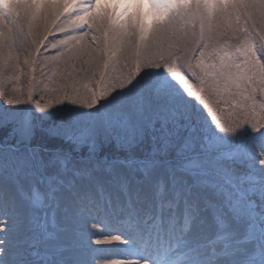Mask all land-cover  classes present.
Wrapping results in <instances>:
<instances>
[{"label":"snow or ice","instance_id":"snow-or-ice-1","mask_svg":"<svg viewBox=\"0 0 264 264\" xmlns=\"http://www.w3.org/2000/svg\"><path fill=\"white\" fill-rule=\"evenodd\" d=\"M144 8L0 2V264H264V0Z\"/></svg>","mask_w":264,"mask_h":264},{"label":"rangeland","instance_id":"rangeland-1","mask_svg":"<svg viewBox=\"0 0 264 264\" xmlns=\"http://www.w3.org/2000/svg\"><path fill=\"white\" fill-rule=\"evenodd\" d=\"M0 2H2V0H0ZM22 52L24 51L23 49L21 50ZM14 87H18L20 88L21 92H20V98L21 99H27V93L30 87V82L29 79L27 78L26 75H24V73H21V80L20 81H6L5 84L3 85V88L5 91L11 92L12 88ZM51 97L48 94H44L43 96V100H41V103L47 102ZM34 99L36 100H40L41 96L40 95H35ZM4 101V97L2 94H0V104H3ZM25 107H28L27 105H25ZM33 111H35V109H32ZM39 115V113H37ZM101 255V254H99Z\"/></svg>","mask_w":264,"mask_h":264},{"label":"bare ground","instance_id":"bare-ground-1","mask_svg":"<svg viewBox=\"0 0 264 264\" xmlns=\"http://www.w3.org/2000/svg\"><path fill=\"white\" fill-rule=\"evenodd\" d=\"M125 6H126V5H123V4H122V5L120 6V8L117 9V11H121ZM132 10H133V8L130 7V8H129V11H132ZM144 10L147 11V0H145V8H144ZM99 254H101V256H103V255H106L107 253H106L104 250H101V252H100Z\"/></svg>","mask_w":264,"mask_h":264}]
</instances>
